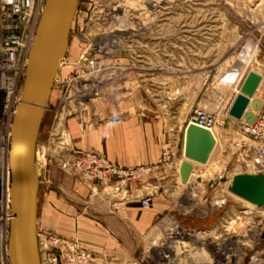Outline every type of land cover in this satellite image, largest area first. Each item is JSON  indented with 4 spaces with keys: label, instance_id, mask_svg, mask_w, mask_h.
Masks as SVG:
<instances>
[{
    "label": "rangeland",
    "instance_id": "374dc122",
    "mask_svg": "<svg viewBox=\"0 0 264 264\" xmlns=\"http://www.w3.org/2000/svg\"><path fill=\"white\" fill-rule=\"evenodd\" d=\"M77 9L36 153L40 205L55 197L73 221L37 233L64 235L86 249L79 230L88 206L105 205L110 215L135 206L139 221L163 195L165 210L147 231L121 221V264H213V244L222 242L234 249L241 243L242 252L236 259L217 256V264H264V208L230 191L234 176L256 175L264 128L260 138L246 134L245 119L229 114L250 71L263 78L252 101L264 102V0H79ZM118 30L126 39L120 46ZM87 52L101 62L98 75L84 69ZM196 109L216 112L218 142L209 163L195 165L184 186L177 166ZM247 113L256 111L250 105ZM168 146L174 164L147 173ZM88 154L130 176L85 179L78 161ZM176 225L189 235L182 246L172 240L174 248L166 238ZM167 245L175 263L162 260Z\"/></svg>",
    "mask_w": 264,
    "mask_h": 264
},
{
    "label": "water",
    "instance_id": "95a60500",
    "mask_svg": "<svg viewBox=\"0 0 264 264\" xmlns=\"http://www.w3.org/2000/svg\"><path fill=\"white\" fill-rule=\"evenodd\" d=\"M79 0H45L36 38L29 55L24 79L22 102L17 110L10 137V209L13 221L10 229L9 254L11 264H41L38 238V178L36 146L44 112L58 72L67 55L70 32ZM262 83L254 71L246 76L241 94L229 114L236 120L253 122L254 113L246 110ZM258 111L261 104L251 103ZM184 158L180 179L187 185L195 165H207L216 149L212 131L188 124L184 134ZM200 179H198L199 181ZM230 191L237 197L264 208V174H240L232 179Z\"/></svg>",
    "mask_w": 264,
    "mask_h": 264
},
{
    "label": "built area",
    "instance_id": "2783aa9c",
    "mask_svg": "<svg viewBox=\"0 0 264 264\" xmlns=\"http://www.w3.org/2000/svg\"><path fill=\"white\" fill-rule=\"evenodd\" d=\"M44 6L45 0H0V193L3 195L0 199V264H11L9 242L13 217L4 189L5 171L9 173L10 179V124L22 102L29 55ZM118 8L113 11L112 15L115 23L120 20L121 16ZM78 13L77 9L73 24ZM98 13V19L105 21L106 15L102 13V10L97 11ZM117 32L119 35L114 37L115 41L117 40L115 44L120 46L126 39L120 35L123 31L118 30ZM131 38L133 37H129L128 40ZM96 46L98 51L103 49V45ZM83 61L84 69L89 75H98L103 70L101 62L96 57H91L88 52ZM188 124H195L212 131L217 127L218 116L212 110L196 109ZM263 128L264 102L260 110L256 111L254 121L251 123L243 121L241 125L244 133L257 138L262 136ZM256 155L258 157L256 175L264 174V148L256 149ZM175 161L176 157L172 155L168 146L164 160L147 170V173H153L161 168H170ZM78 166L87 180L99 179L107 182L111 176L117 175L125 179L130 176L129 173L120 174L115 167L102 161L95 154H88L85 159L81 158ZM177 172L180 175L178 170ZM119 188L117 185L116 190ZM37 238L41 264H98V258L80 247L75 241L58 235H47L43 232L37 233Z\"/></svg>",
    "mask_w": 264,
    "mask_h": 264
},
{
    "label": "crops",
    "instance_id": "0c3cea01",
    "mask_svg": "<svg viewBox=\"0 0 264 264\" xmlns=\"http://www.w3.org/2000/svg\"><path fill=\"white\" fill-rule=\"evenodd\" d=\"M122 103H126V101ZM53 198L55 199V197H50L47 199L43 208L37 198V230H48L51 228L55 229L58 227L60 222L62 223V220L68 219L73 221L72 218L67 217L66 213L62 214L60 203L56 199L53 202ZM163 198L164 197L162 195L160 202L157 198L153 199V209L149 213H143L139 221L137 219L139 215V209L135 206L128 207L125 213L120 212L115 215H110L108 212V207L105 205L96 203V206H88L86 211L84 209L81 214L79 237L82 241V244L86 247V250L93 253L98 258V264H121L122 260L120 254L125 251L121 244L122 241H120L121 231L124 229V225L121 224V221L126 224L129 223V228L132 226L134 230L139 229L140 231H147L152 227L154 220L157 218L159 213H162L165 210V207L162 205L165 202ZM70 234H72L71 236L76 235L75 233ZM63 238L74 240L64 235Z\"/></svg>",
    "mask_w": 264,
    "mask_h": 264
},
{
    "label": "bare ground",
    "instance_id": "6f19581e",
    "mask_svg": "<svg viewBox=\"0 0 264 264\" xmlns=\"http://www.w3.org/2000/svg\"><path fill=\"white\" fill-rule=\"evenodd\" d=\"M171 4V3H170ZM73 24V23H72ZM109 39V38H108ZM114 40V39H113ZM108 42V41H107ZM101 45V44H100ZM106 46V45H105ZM257 73V72H256ZM258 74V73H257ZM58 76V75H57ZM57 76H56V78H57ZM261 76V75H260ZM262 77V76H261ZM262 80H263V78H262ZM242 87V86H241ZM241 87L237 90V93H239L238 95H240L241 94ZM51 95H52V93H51ZM51 95H50V97H51ZM237 95V96H238ZM256 95V94H255ZM254 95V96H255ZM254 98V97H253ZM253 98L252 99H250V102H249V105H248V107H247V110H248V108L250 107V105H251V103H252V100H253ZM50 99V98H49ZM247 110H246V112H247ZM243 118H244V116H243ZM242 118V119H243ZM13 122H14V120L12 121V123L10 124L11 125V127H10V131L12 132V130H13ZM212 133L214 134V136H215V138H216V140H217V142H218V138H217V134H216V131H215V129L214 130H212ZM40 135V134H39ZM38 139H39V137H38ZM182 160L179 162V164H178V166H177V170L178 171H180V167H181V165H182V163L185 161V158H184V147H183V153H182ZM195 169V168H194ZM233 179V178H232ZM178 180L180 181V184H182L181 183V179H180V175H178ZM190 180H191V178H190ZM190 180H189V182H190ZM231 184H232V182H231ZM9 185H10V179H9V173L8 172H4V189H5V196H6V201H7V204L10 206V191H9ZM183 185V184H182ZM185 186V185H184ZM249 203V202H248ZM251 204V203H250ZM170 229H172V228H170ZM167 235L169 236V237H167L166 238V240H168L169 239V241L167 242L168 244H170L171 246H173L174 248L177 246H182L183 244H185L186 242H184V241H186V239L188 238V233L186 234V233H184V231L183 230H181L179 227H177V225L173 228V230H171V232H169L168 231V233H167ZM258 232H257V234H256V239L258 238ZM176 239H178V241H176ZM172 240H174L175 241V245L176 246H174V241H172ZM181 240H183V242L181 241ZM230 243V242H229ZM171 246H166L167 248H165L164 249V253H163V251H161V254H162V260H163V262L165 261L164 259H167V261H168V259L169 260H171L172 262H174L175 263V261H176V256L174 255V251L172 250L173 249V247H171ZM232 247V244L230 243V244H228L227 242H222L221 244H213V250L215 251V253L214 254H212V258H214V261L212 262L213 264H217V262H216V258H217V256H221V257H226L227 259H229V258H234V259H236V255L238 256H240L241 255V252H242V245H241V243H235L234 244V246H235V249L234 248H231ZM168 252V251H170L169 252V254L170 255H165V252ZM198 254V253H197ZM210 260V259H209Z\"/></svg>",
    "mask_w": 264,
    "mask_h": 264
}]
</instances>
